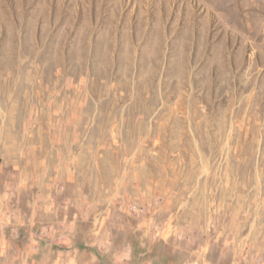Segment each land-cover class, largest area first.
<instances>
[{
  "label": "rangeland",
  "instance_id": "rangeland-1",
  "mask_svg": "<svg viewBox=\"0 0 264 264\" xmlns=\"http://www.w3.org/2000/svg\"><path fill=\"white\" fill-rule=\"evenodd\" d=\"M264 264V0H0V264Z\"/></svg>",
  "mask_w": 264,
  "mask_h": 264
},
{
  "label": "crops",
  "instance_id": "crops-1",
  "mask_svg": "<svg viewBox=\"0 0 264 264\" xmlns=\"http://www.w3.org/2000/svg\"><path fill=\"white\" fill-rule=\"evenodd\" d=\"M55 257L53 264H74L76 254L73 251L63 250Z\"/></svg>",
  "mask_w": 264,
  "mask_h": 264
}]
</instances>
